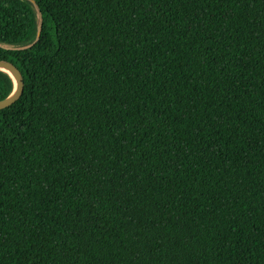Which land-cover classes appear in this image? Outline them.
<instances>
[{
	"label": "trees",
	"instance_id": "1",
	"mask_svg": "<svg viewBox=\"0 0 264 264\" xmlns=\"http://www.w3.org/2000/svg\"><path fill=\"white\" fill-rule=\"evenodd\" d=\"M0 59V264H264V0H0Z\"/></svg>",
	"mask_w": 264,
	"mask_h": 264
},
{
	"label": "water",
	"instance_id": "2",
	"mask_svg": "<svg viewBox=\"0 0 264 264\" xmlns=\"http://www.w3.org/2000/svg\"><path fill=\"white\" fill-rule=\"evenodd\" d=\"M0 70L7 72L13 80V90L5 99L0 100V109L14 103L22 94L24 88V79L20 70L10 61L0 59Z\"/></svg>",
	"mask_w": 264,
	"mask_h": 264
}]
</instances>
